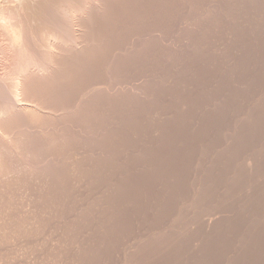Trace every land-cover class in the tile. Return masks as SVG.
<instances>
[{
  "label": "rangeland",
  "instance_id": "1",
  "mask_svg": "<svg viewBox=\"0 0 264 264\" xmlns=\"http://www.w3.org/2000/svg\"><path fill=\"white\" fill-rule=\"evenodd\" d=\"M84 1L0 0V264H264V0Z\"/></svg>",
  "mask_w": 264,
  "mask_h": 264
},
{
  "label": "bare ground",
  "instance_id": "2",
  "mask_svg": "<svg viewBox=\"0 0 264 264\" xmlns=\"http://www.w3.org/2000/svg\"><path fill=\"white\" fill-rule=\"evenodd\" d=\"M18 1V0H17ZM23 1H25V0H23ZM44 1V2H43ZM54 1V0H53ZM58 1V0H57ZM78 1V3L76 2V1H72V3H70V1L68 2V0H62L61 2L59 1V5L56 3V0H55V3H56V6L58 5V7H56V6H54L55 8H56V10H54V12L55 11H57V9L59 8V10L57 11V12H59V13H57V12H55V13H57L56 14V16H54L55 15V13H53L54 15V17H52L51 18V16L52 15H50V14H52V12L50 13V11H49V15H46V17H43L42 18V20L40 21L39 19H41L40 17H42V14L41 13H43V12H41L40 13V17H39V19H38V14H37V12H36V14H37V19H34V17H36V15L35 16H33L32 18L34 19V21L33 22H35L36 20H39V22L41 23L42 22V26L41 25H37V26H41V27H38L39 28V31H41L42 32V35H43V37L44 38H42L43 39V41H45V43L44 44H46V46L48 47V49H46L45 50V54H46V56L47 57H49V58H51L52 59V57L51 56H53L54 55V49H57L56 51L58 52V48H60L61 49V47H59L60 45H56V44H60V43H62V46H63V44H64V46L66 47L67 45V42H71V43H75V46H77V43H76V39L74 38V37H72L73 35V32L72 31H74L75 29V27L77 26V23H78V26L81 24V20H82V18H84V17H82L83 16V13L85 12V9L87 8L86 7V1H84V0H77ZM88 2L90 1V0H87ZM92 1L93 0H91V6H92ZM97 1V0H96ZM101 1V0H100ZM42 2L43 3H47V4H49V0H42ZM87 2V3H88ZM99 2V1H98ZM259 2V1H258ZM11 3V2H10ZM19 3V2H18ZM29 3V2H28ZM40 3V2H39ZM39 3H38V5L37 6H39ZM42 3V4H43ZM75 3H77V4H75ZM199 3V2H198ZM219 3V2H218ZM237 3V2H236ZM20 4H22V2L20 3ZM27 4V3H26ZM37 4V3H36ZM50 4H51V2H50ZM90 4V3H89ZM89 4H88V6H89ZM101 4V3H100ZM256 4V3H255ZM53 5V4H52ZM96 5V4H95ZM102 5V4H101ZM1 6V8H2V5H0ZM28 7H30V5L28 4L27 5ZM26 6V7H27ZM41 6V5H40ZM42 6H44V5H42ZM46 6V5H45ZM99 6V5H98ZM119 6V5H118ZM135 6V5H134ZM6 7V6H5ZM17 7H18V9H19V6H18V4H17ZM22 7V6H21ZM25 7V8H26ZM53 7V8H54ZM90 7V6H89ZM88 7V8H89ZM121 7V6H120ZM35 8H37V7H35ZM54 8V9H55ZM94 8V7H93ZM6 9V8H5ZM4 8H2L1 10H0V26H1V28L3 27V28H9V29H6L7 31L8 30H10V31H8L9 32V34H7V37L10 39V42L12 41V44H13V46L15 45V47L16 48H23V47H25L24 45L26 44L24 41H29L28 43H30V41H33V38H34V40H35V38L37 37H35V35H34V30H32V31H34V32H31V31H29V32H26L25 30H23V26H25V25H23L22 27H21V20L22 21H24L23 19H19L20 21H17V20H15V17L14 18H12V16L11 15H9V14H7V12H6V10H5ZM11 9V8H10ZM39 9V8H38ZM42 9V8H41ZM44 9V8H43ZM49 9V8H48ZM106 9V8H105ZM8 10V9H7ZM33 10V9H32ZM50 10H52V9H50ZM91 10V9H90ZM227 10V9H226ZM9 11V10H8ZM28 11V10H27ZM35 11V10H34ZM37 11V10H36ZM40 11V10H39ZM47 11V10H46ZM88 10H86V12H87ZM92 11V10H91ZM94 11V10H93ZM100 11H102V10H100ZM113 11V10H112ZM19 12V11H18ZM21 13V12H20ZM48 13V12H47ZM62 13V14H61ZM90 13V12H89ZM99 13V12H98ZM111 13V12H110ZM11 14H13V13H11ZM15 14V13H14ZM17 14V13H16ZM22 14V13H21ZM25 14V13H24ZM32 14H35V13H32ZM44 14V13H43ZM46 14V13H45ZM61 15V17L60 16H58L57 17V15ZM86 14V13H85ZM130 14V13H129ZM18 15H20L19 13H18ZM87 15V14H86ZM90 15V14H89ZM98 14H96V16H97ZM99 15H100V13H99ZM103 15V14H102ZM30 16V15H29ZM43 16H45V15H43ZM25 17V16H24ZM55 17H57V18H59V19H55ZM92 17V16H91ZM100 17H102V16H100ZM150 17V16H149ZM19 18H20V16H19ZM31 18V17H30ZM31 18V19H32ZM143 18V17H142ZM26 19V18H25ZM28 19L29 18H27V22H28ZM30 19V20H31ZM87 19H90V17H88ZM84 20V19H83ZM83 20H82V22H83ZM94 20V19H93ZM97 20V19H96ZM100 20V19H99ZM112 20V19H111ZM32 21V20H31ZM86 21H88V20H86ZM38 22V21H37ZM37 22H35V23H37ZM89 22V21H88ZM23 23V22H22ZM86 24L87 25V23L86 22H83V24ZM94 23V22H93ZM29 24H30V22H29ZM92 24V23H91ZM98 24V23H97ZM103 24V23H102ZM26 25H28V24H26ZM31 26H32V24H30ZM111 25V24H110ZM36 26V25H35ZM78 26H77V28H78ZM103 26V25H102ZM81 27H82V25H81ZM143 27V26H142ZM25 28V27H24ZM34 28V27H33ZM37 28V27H36ZM35 28V29H36ZM88 29V28H87ZM90 29V28H89ZM100 29V28H99ZM119 29V28H118ZM1 30V29H0ZM4 30V29H3ZM6 30H4V31H6ZM92 30V29H91ZM90 30V31H91ZM94 30V29H93ZM89 31V32H90ZM115 31V30H114ZM140 31V30H139ZM1 32H2V30H1ZM0 32V33H1ZM37 32H38V30H37ZM36 32V33H37ZM84 32V31H83ZM106 32V31H105ZM35 33V34H36ZM40 33V32H39ZM72 33V34H71ZM88 33V32H87ZM4 34H6V33H4ZM82 34V36H83V33H81ZM85 34H86V32H85ZM135 34V33H134ZM161 34V33H160ZM1 35H2V33H1ZM0 35V37H2ZM36 35H38V34H36ZM78 35H80V34H78ZM105 35V34H104ZM159 35V34H158ZM6 36V35H5ZM41 36V35H40ZM97 36V35H96ZM79 37V36H78ZM77 37V38H78ZM84 37V36H83ZM85 37H87V35L85 36ZM41 38V37H40ZM88 38V37H87ZM87 38H83V39H87ZM96 38V37H95ZM79 39V38H78ZM81 40H82V38H80ZM4 40H5V38H4ZM7 40V39H6ZM36 40H37V38H36ZM35 40V41H36ZM9 41V40H8ZM39 41H40V39H39ZM49 41H56L55 43L56 44H53V42L51 43V44H49ZM59 41H61V42H59ZM83 41V40H82ZM86 41V40H85ZM128 41V40H127ZM37 42V41H36ZM57 42H59V43H57ZM130 42V41H129ZM24 43V44H23ZM31 44V43H30ZM52 44H53V46H52ZM82 44V43H81ZM84 44V43H83ZM31 45H33V44H31ZM41 45V44H40ZM39 45V46H40ZM69 45H70V43H69ZM97 45V44H96ZM29 46V45H28ZM27 46V47H28ZM37 46V45H36ZM87 46V45H86ZM42 47H43V45H42ZM65 47H63V48H65ZM74 47V46H73ZM79 47V46H78ZM99 47V46H98ZM33 46H32V50H33ZM85 48V47H84ZM89 48V47H88ZM24 49V48H23ZM31 49V48H30ZM35 49H37L36 47H35ZM71 49V48H70ZM98 49V48H97ZM13 50V49H12ZM27 51V48L25 47V49L23 50V51ZM62 50V49H61ZM60 50V51H61ZM81 50V49H80ZM10 51V50H9ZM17 51V50H16ZM22 51V50H21ZM22 51V52H23ZM25 51V52H26ZM29 52H28V54L27 53H25L24 52V54L26 55L27 54V58L26 59H28V63L26 62V64L28 65V64H30L29 66H31V64H32V66H33V64H34V62L35 61H39L40 60V57L41 56H39V60H34V62H33V59H31L32 58V53L30 52L31 50H28ZM35 51V50H34ZM34 51H33V53H34ZM67 51H69V49L67 50ZM92 51V50H91ZM43 52V51H42ZM56 52V53H57ZM64 52H65V50H64ZM71 52V51H70ZM74 52V51H73ZM80 52V51H79ZM79 52H78V54H79ZM123 52V51H122ZM30 53V54H29ZM55 53V54H56ZM59 53V52H58ZM66 53H68V52H66ZM65 53V54H66ZM90 53V52H89ZM125 53V52H124ZM43 54V53H42ZM44 54V55H45ZM53 54V55H52ZM64 54V53H63ZM73 54V53H72ZM75 54V53H74ZM85 54V53H84ZM15 55V54H14ZM22 55V54H21ZM20 55V56H21ZM24 55V56H25ZM43 55V56H44ZM60 55H62V54H60ZM88 55V54H87ZM93 55V54H92ZM23 55L21 56V58L22 57H24ZM34 56V55H33ZM64 56V55H63ZM114 56V55H113ZM17 57V56H16ZM55 57V56H54ZM75 57H78V56H75ZM18 58V57H17ZM43 58H45V56L43 57ZM58 58H59V54H58ZM62 58V57H61ZM60 58V59H61ZM66 58V57H65ZM83 58V57H82ZM5 59V58H4ZM24 59H25V57H24ZM34 59H35V57H34ZM46 59V58H45ZM43 60V59H42ZM54 60V59H53ZM53 60H51L52 62H53ZM58 60V59H57ZM72 60V59H71ZM79 60V59H78ZM47 61L48 60H43V62H46L47 63ZM49 61H50V59H49ZM50 61V62H51ZM64 61V60H63ZM24 62H25V60H24ZM50 62H48L50 65L51 64H53V63H50ZM54 62H55V60H54ZM57 62V61H56ZM55 62V63H56ZM62 62V61H61ZM65 62V61H64ZM79 62V61H78ZM37 63V62H36ZM39 63V62H38ZM42 62H41V60H40V64H41ZM54 63V64H55ZM75 63V62H74ZM20 64V63H19ZM49 64H47V65H49ZM69 64V63H68ZM22 65H24V63H22ZM22 65H21V67H22ZM34 65H36V64H34ZM39 65V64H38ZM42 65V64H41ZM40 65V67L41 68H43L42 70H40V71H46L48 68L46 67H42ZM45 65V63L43 64V66ZM56 65V64H55ZM66 65H67V63H66ZM12 66V65H11ZM26 66V65H25ZM25 66H24V68H25ZM54 66V65H53ZM53 66H51V68L53 67ZM58 66V65H57ZM60 66H62V64L60 65ZM88 66V65H87ZM35 67V66H34ZM39 67V66H38ZM38 67H36L37 69H38ZM11 68V67H10ZM23 68V67H22ZM23 68V69H24ZM36 68H35V70H36ZM40 68V69H41ZM57 68V67H56ZM55 68V69H56ZM76 68V67H75ZM86 68V67H85ZM4 69V68H3ZM27 69L28 68H26V69H24L25 71H27ZM10 70V69H9ZM22 70V69H21ZM23 70V71H24ZM51 70V69H50ZM16 71H17V69H16ZM48 71H49V69H48ZM60 71V70H59ZM58 71V72H59ZM66 71H67V69H66ZM74 71V70H73ZM72 71V72H73ZM13 72V71H12ZM38 72H39V69H38ZM47 72V71H46ZM7 73V72H6ZM25 73V72H24ZM40 73V72H39ZM68 73V72H67ZM41 74H42V72H41ZM44 74V73H43ZM48 74V73H47ZM57 74V73H56ZM10 75V74H9ZM54 75V74H53ZM60 75V74H59ZM65 75V74H64ZM4 76V75H3ZM8 76V75H7ZM31 76H32V74H31ZM38 76H40V75H38ZM61 76V75H60ZM10 77V76H9ZM16 77V76H15ZM20 77V76H19ZM35 77V76H34ZM42 77V76H41ZM64 77V76H63ZM7 78V77H6ZM18 78V77H17ZM24 78V77H23ZM43 78V77H42ZM51 78H53V77H51ZM59 78V77H58ZM3 79V78H2ZM5 79V78H4ZM20 79H22L21 77H20ZM19 79V80H20ZM29 79H30V77H29ZM49 79V78H48ZM54 79H56V76H55V78ZM61 79H62V77H61ZM64 79V78H63ZM71 79V78H70ZM38 80V79H37ZM44 80V79H43ZM73 80V79H72ZM10 81H12V80H10ZM16 81V80H15ZM23 81V80H22ZM36 81V80H35ZM54 81V80H53ZM1 82V81H0ZM14 82V81H13ZM13 82H11V83H13ZM41 82V81H40ZM45 82V81H44ZM47 82H49V81H47ZM11 83H8V84H11ZM34 83V82H33ZM7 84V83H6ZM22 83L19 81V82H16V83H14V85H13V90H12V94H13V96H15V97H18V95L19 94H21V93H19V91H21L22 89V85H21ZM24 84H25V82H24ZM42 84V83H41ZM46 84V83H45ZM28 85H29V83H28ZM27 85V86H28ZM44 85V84H43ZM42 85V86H43ZM50 85V84H49ZM8 86V85H7ZM10 86V85H9ZM8 86V87H9ZM25 86V85H24ZM46 86V85H45ZM48 86V85H47ZM53 86V85H52ZM73 86V85H72ZM3 87V86H2ZM12 87V86H11ZM38 87V86H37ZM41 87V86H40ZM39 87V88H40ZM44 87V86H43ZM5 88V87H4ZM47 88V87H46ZM45 90V89H44ZM23 91V90H22ZM25 91V90H24ZM40 91V90H39ZM54 91V90H53ZM40 92H42V91H40ZM39 93V92H38ZM43 93V92H42ZM23 94V93H22ZM25 95V94H24ZM29 95V94H28ZM43 95H44V93H43ZM21 96V95H20ZM30 96V95H29ZM39 96V95H38ZM28 97V96H27ZM50 97V96H49ZM52 97V96H51ZM1 98V97H0ZM22 99V98H21ZM41 99V98H40ZM60 99V98H59ZM31 100V99H30ZM1 101H3V100H1ZM33 101H34V98H33ZM13 102V101H12ZM22 102V101H21ZM62 102V101H61ZM5 103H7V102H5ZM23 103V102H22ZM37 103V102H36ZM39 103V102H38ZM37 103V104H38ZM41 103V102H40ZM45 103V102H44ZM13 104V103H12ZM26 105V104H25ZM24 105V106H25ZM33 105H35L34 103H33ZM43 105V104H42ZM12 106V105H11ZM22 106V105H21ZM0 107H2V106H0ZM26 107V106H25ZM29 107V106H28ZM27 107V108H28ZM39 107V106H38ZM47 107V106H46ZM53 107V106H52ZM45 108V107H44ZM3 109V108H2ZM36 109V108H35ZM47 109V108H46ZM43 110V109H42ZM55 110V109H54ZM47 111V110H46ZM45 111V112H46ZM37 111H35L33 108L32 109H29L28 108V110H27V114H30L31 116L33 115L34 116V114L36 113ZM57 112H59V111H57ZM24 113H26V111L24 112ZM1 115V114H0ZM46 115V114H45ZM52 115H54V113L52 114ZM57 115V114H56ZM12 116H14V115H12ZM21 116V115H20ZM19 116V117H20ZM50 116V115H49ZM1 117V116H0ZM10 117V116H9ZM29 117V116H28ZM35 117V116H34ZM18 118V117H17ZM33 118V117H32ZM57 118V117H56ZM8 119V118H7ZM15 119V118H14ZM22 119V118H21ZM7 121V120H6ZM44 121V120H43ZM18 122V121H17ZM6 123V122H5ZM23 123H25V122H23ZM0 124H2V121H1V123ZM9 125V124H8ZM18 125V124H17ZM29 125V124H28ZM49 125V124H48ZM5 126V125H4ZM9 127V126H8ZM15 127V126H14ZM3 128V127H2ZM13 128V127H12ZM56 128V127H55ZM5 130V129H4ZM20 130V129H19ZM38 130V129H37ZM61 130V129H60ZM17 132V131H16ZM15 132V133H16ZM23 132V131H22ZM15 136V135H14ZM17 136V135H16ZM24 136V135H23ZM40 136V135H39ZM20 137V136H19ZM60 137V136H59ZM1 140V139H0ZM48 141V140H47ZM40 142V141H39ZM38 142V143H39ZM35 143V142H34ZM34 146V145H33ZM8 148V147H7ZM27 149V148H26ZM48 149V148H47ZM30 151V150H29ZM19 152V151H18ZM14 153V152H13ZM11 158V157H10ZM208 210V209H207Z\"/></svg>",
  "mask_w": 264,
  "mask_h": 264
}]
</instances>
